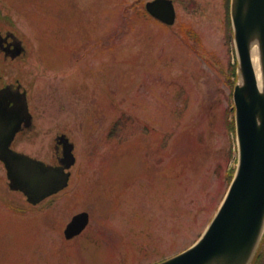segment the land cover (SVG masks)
<instances>
[{
	"label": "rangeland",
	"instance_id": "rangeland-1",
	"mask_svg": "<svg viewBox=\"0 0 264 264\" xmlns=\"http://www.w3.org/2000/svg\"><path fill=\"white\" fill-rule=\"evenodd\" d=\"M147 1L0 0L36 125L16 149L56 166L65 135L76 157L69 188L38 208L0 161V264H158L210 225L238 155L230 1L174 0L169 27ZM81 212L90 224L67 241Z\"/></svg>",
	"mask_w": 264,
	"mask_h": 264
},
{
	"label": "water",
	"instance_id": "water-1",
	"mask_svg": "<svg viewBox=\"0 0 264 264\" xmlns=\"http://www.w3.org/2000/svg\"><path fill=\"white\" fill-rule=\"evenodd\" d=\"M231 19L237 51L238 82L234 90L238 152L237 172L223 203L200 240L189 250L158 264H251L264 237V0H232ZM146 10L166 25L176 23L173 0H153ZM258 50L262 85L257 82L252 55ZM3 110V107H2ZM0 108V160L10 188L24 193L33 205L68 188L74 166V145L67 144L57 167L11 149L19 129H11L8 113ZM27 107L22 108V114ZM13 115L11 116V120ZM90 223L82 212L66 227L67 240L79 236Z\"/></svg>",
	"mask_w": 264,
	"mask_h": 264
},
{
	"label": "flooded vegetation",
	"instance_id": "flooded-vegetation-1",
	"mask_svg": "<svg viewBox=\"0 0 264 264\" xmlns=\"http://www.w3.org/2000/svg\"><path fill=\"white\" fill-rule=\"evenodd\" d=\"M16 24L13 19L5 20L0 6V108L2 110L3 107L2 111L9 114L10 128L19 129L11 145L13 150L19 152L16 149L18 138L28 137V134L35 131L36 125L32 114H22L24 106H28L30 112V92L26 89L23 71L27 49L20 33L17 32ZM58 137L60 136L56 137V152L60 163L63 159V148L67 143L65 140L59 143Z\"/></svg>",
	"mask_w": 264,
	"mask_h": 264
},
{
	"label": "trees",
	"instance_id": "trees-1",
	"mask_svg": "<svg viewBox=\"0 0 264 264\" xmlns=\"http://www.w3.org/2000/svg\"><path fill=\"white\" fill-rule=\"evenodd\" d=\"M230 22V21H229ZM231 72H232V75H231V79H229V82L231 83V86L232 87H235V85H236V78H237V72H236V66L234 65V66H232V69H231ZM121 121H120V123L119 124H117L116 126H115V129L113 130V131H116V132H118V126L121 124L122 125V127H125L126 128V121L125 120H123V119H120ZM228 124H229V126L230 127H232L233 129H234V123L233 122H229L228 121ZM120 132V131H119ZM119 135V134H118ZM123 138V137H122ZM232 179V178H231ZM259 255L257 256V258L255 259V262H254V264H260V262H261V257H262V254H261V252L260 253H258Z\"/></svg>",
	"mask_w": 264,
	"mask_h": 264
},
{
	"label": "bare ground",
	"instance_id": "bare-ground-1",
	"mask_svg": "<svg viewBox=\"0 0 264 264\" xmlns=\"http://www.w3.org/2000/svg\"><path fill=\"white\" fill-rule=\"evenodd\" d=\"M254 53L252 55V61H253V64H254V69L257 73V82H259L260 84V87L262 85V71H261V64H260V60H259V53H258V50L257 49H254Z\"/></svg>",
	"mask_w": 264,
	"mask_h": 264
}]
</instances>
